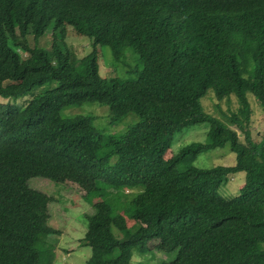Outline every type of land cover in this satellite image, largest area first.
I'll return each mask as SVG.
<instances>
[{
  "label": "trees",
  "instance_id": "16d2710c",
  "mask_svg": "<svg viewBox=\"0 0 264 264\" xmlns=\"http://www.w3.org/2000/svg\"><path fill=\"white\" fill-rule=\"evenodd\" d=\"M71 33L88 37L90 51L77 57ZM101 45L115 60L131 47L135 77L101 76ZM207 93L236 106L208 113ZM248 93L264 107V0H0V264H55L57 230L28 180L81 174L92 208L81 264H131L153 238L161 253L175 251L157 264H264V126L252 136ZM84 102L106 104L108 124L135 119L108 135L94 115L62 112ZM202 122L206 141L165 157L176 131ZM225 144L233 164L192 163ZM237 171L243 184L222 197Z\"/></svg>",
  "mask_w": 264,
  "mask_h": 264
},
{
  "label": "rangeland",
  "instance_id": "374dc122",
  "mask_svg": "<svg viewBox=\"0 0 264 264\" xmlns=\"http://www.w3.org/2000/svg\"><path fill=\"white\" fill-rule=\"evenodd\" d=\"M32 44V39L29 38ZM65 41L77 57H81L90 51L91 45L88 37L68 34ZM45 36L39 38L38 45L44 46ZM98 73L105 77L134 78L135 73L129 68L135 65L140 66L136 53L129 46L124 48L122 56L115 60L111 49L107 45L99 46L98 50ZM49 84H43L31 89L22 97L11 100L21 106L32 95L44 91ZM210 91V90H209ZM212 93V92H208ZM208 93L205 95L207 96ZM251 106L250 130L253 137H257L264 126V107L260 106L251 93L247 94ZM201 103L208 113L221 117V111L232 109L236 106L233 98L230 101L217 100L211 94L201 98ZM219 105L220 110L215 107ZM108 106L97 102H84L80 105H69L62 109L65 114L85 113L95 116L94 124L102 130V133L111 135L123 132L126 126L135 119L132 113L125 115L120 122L108 124ZM207 123H195L183 127L173 134L169 147L165 151V157L173 154L177 148L191 141H206ZM242 139V135H240ZM234 152L228 144L222 147H214L200 152L193 158L192 163L199 167H211L217 164L230 165L235 161ZM244 182V172L237 171L226 176L224 182L218 188V193L225 198L237 194L238 187ZM30 186V197L37 203H47L50 211V224L57 230L55 235L49 236L48 240L53 244L55 251V264H81L90 255L91 248L79 242V239L86 227V213H91L92 208L83 197L90 184L88 174H81L75 179L52 180L44 176H33L28 180ZM136 189H122V192H134ZM115 194V191H113ZM156 238L150 239L146 251L134 253L131 264H157L158 260L173 257L174 250L168 253H161ZM158 244H157V243ZM160 248V249H158Z\"/></svg>",
  "mask_w": 264,
  "mask_h": 264
},
{
  "label": "clouds",
  "instance_id": "9594fccd",
  "mask_svg": "<svg viewBox=\"0 0 264 264\" xmlns=\"http://www.w3.org/2000/svg\"><path fill=\"white\" fill-rule=\"evenodd\" d=\"M17 52H19L20 50L19 49H16ZM23 55H25V53H23Z\"/></svg>",
  "mask_w": 264,
  "mask_h": 264
}]
</instances>
